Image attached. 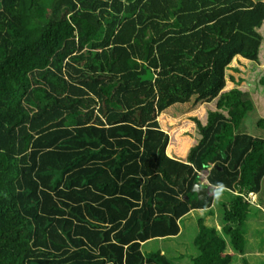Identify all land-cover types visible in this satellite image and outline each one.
Returning a JSON list of instances; mask_svg holds the SVG:
<instances>
[{
	"label": "trees",
	"instance_id": "16d2710c",
	"mask_svg": "<svg viewBox=\"0 0 264 264\" xmlns=\"http://www.w3.org/2000/svg\"><path fill=\"white\" fill-rule=\"evenodd\" d=\"M261 30L264 0H0V264H264L262 211L240 195L264 191L252 94H222L185 160L134 112L155 77L193 80ZM195 213L213 218L195 254L143 250Z\"/></svg>",
	"mask_w": 264,
	"mask_h": 264
},
{
	"label": "rangeland",
	"instance_id": "374dc122",
	"mask_svg": "<svg viewBox=\"0 0 264 264\" xmlns=\"http://www.w3.org/2000/svg\"><path fill=\"white\" fill-rule=\"evenodd\" d=\"M260 32L264 36V31ZM263 73L264 43L260 44L254 39L240 37L208 71L193 80L177 76L155 77L153 80L154 97L144 106L134 109V112L138 114L139 125L143 128L153 121H158L160 128L169 137L166 153L175 159L185 160L188 150L195 144L198 135L196 121L204 125L208 113L216 110L220 96L231 89H246L250 92L257 109L254 119L259 116L264 118V89L258 83ZM238 80L248 82L237 86L235 83ZM253 131L252 128L251 132ZM255 132L260 133V130ZM212 167L213 164L207 171L200 173L201 184L206 185L208 182L207 176ZM209 191L210 195H213V190ZM240 195L245 197L250 205L256 203L255 195L244 193ZM211 211L216 213L218 207L213 205ZM208 214L210 213H195L186 217L180 223L182 234L178 238L149 242L143 250L155 253L162 248L168 255L169 252L166 251L170 250L174 253L171 257L184 254L187 250H189L188 254L191 252L195 254L194 238L198 232L197 223L199 219L213 221ZM260 216L262 217L261 214L256 213L253 219L258 217L256 220L258 221ZM250 239L254 240L253 234ZM262 256L264 257V254ZM253 261L252 264H260L258 260Z\"/></svg>",
	"mask_w": 264,
	"mask_h": 264
},
{
	"label": "crops",
	"instance_id": "0c3cea01",
	"mask_svg": "<svg viewBox=\"0 0 264 264\" xmlns=\"http://www.w3.org/2000/svg\"><path fill=\"white\" fill-rule=\"evenodd\" d=\"M169 156V155H168ZM200 184H201V181H200ZM264 184V183H263ZM203 185V184H202ZM215 190V189H214ZM264 189H262V191H263ZM213 192V191H212ZM215 192V191H214ZM214 192H213V194H214ZM264 192V191H263ZM263 192H261L260 194L258 193V194H256V193H252V195H255V204H253L252 206H254L255 208H257V209H260L261 211H262V213H260V214H262V216L263 217H261L260 216V221H262L263 223H264V197H263ZM211 194V193H210ZM213 205H215V204H213ZM252 233H253V231H251ZM169 249V248H168ZM160 252H161V254L162 253H164V250L161 248V249H158ZM175 251V250H174ZM166 252H169V255H170V257L174 254L172 251H166ZM185 253V252H184ZM247 253L248 254H256L257 253V251H256V249L255 248H253L252 250H250V251H247ZM228 254L230 255H234L235 253H233L231 250H229V252H228ZM179 255H176V256H174V257H178ZM173 258V257H172ZM177 263L178 264H183V263H186V262H184V261H179V260H177Z\"/></svg>",
	"mask_w": 264,
	"mask_h": 264
},
{
	"label": "water",
	"instance_id": "95a60500",
	"mask_svg": "<svg viewBox=\"0 0 264 264\" xmlns=\"http://www.w3.org/2000/svg\"><path fill=\"white\" fill-rule=\"evenodd\" d=\"M192 191L196 192L198 195V199L203 201L206 200L208 196V189L200 188L199 185H195Z\"/></svg>",
	"mask_w": 264,
	"mask_h": 264
},
{
	"label": "clouds",
	"instance_id": "9594fccd",
	"mask_svg": "<svg viewBox=\"0 0 264 264\" xmlns=\"http://www.w3.org/2000/svg\"><path fill=\"white\" fill-rule=\"evenodd\" d=\"M200 185H202V184H200ZM206 185H208V186H207V188L205 187L204 189H211V190H213V192L215 191L214 189H216V187L209 185L208 182L206 183ZM208 194L210 195V191H208ZM248 194H252V193H248Z\"/></svg>",
	"mask_w": 264,
	"mask_h": 264
}]
</instances>
